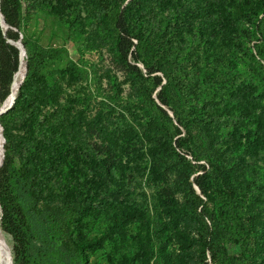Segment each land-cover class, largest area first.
I'll use <instances>...</instances> for the list:
<instances>
[{
	"label": "trees",
	"instance_id": "16d2710c",
	"mask_svg": "<svg viewBox=\"0 0 264 264\" xmlns=\"http://www.w3.org/2000/svg\"><path fill=\"white\" fill-rule=\"evenodd\" d=\"M45 2L0 0V104L21 67L8 40ZM75 5L80 58L47 69L63 51L23 33L26 80L0 115L12 264H264V75L247 45L264 60V0H59ZM102 49L113 67L91 81L83 51Z\"/></svg>",
	"mask_w": 264,
	"mask_h": 264
},
{
	"label": "rangeland",
	"instance_id": "374dc122",
	"mask_svg": "<svg viewBox=\"0 0 264 264\" xmlns=\"http://www.w3.org/2000/svg\"><path fill=\"white\" fill-rule=\"evenodd\" d=\"M45 1L46 2L44 3V5H41L32 14H30L29 19L25 22V32L20 30L19 38L20 37L22 38V34L25 33L28 36L30 47L39 45L41 47L49 48V49L51 48L61 49L63 53H61V55L56 59L47 62L45 65L47 69H53L58 71L61 69V67H63L67 57H69L74 61H77L80 58V55L78 53V48L81 47L82 49L86 45V43H90L89 39L87 38L88 31L87 33L81 34L77 30V28H75V26H71L66 22L67 16H70L72 19H74V21L78 22L80 21V19L86 17V13L83 12L82 9L77 5H75L74 7L70 6L62 10L59 6V0H45ZM59 10H61L62 12ZM98 43H109V42L108 40H103V41H98ZM247 45L251 48V51L255 55V59L258 62L256 64V67L258 68V65L261 64V68L257 70L258 71L257 77L259 78L260 69H261V73L264 75V60L260 57V55L257 52L259 48V42L255 37ZM82 57L86 62H88V64L92 66L93 73L92 75H90V77L92 76V78H90L91 81H96V80L98 81V78L102 74L101 71L103 69H105L106 67H110V68L113 67L109 54L105 49H102L101 51H97V52L95 50L94 51L85 50L83 51ZM116 74L120 76V73L117 71ZM119 79L122 78L119 77ZM106 81L107 80H105V78L102 80L103 87H106ZM13 85H14V81H13ZM13 85H12V92L14 87ZM123 87L126 88L127 85H123ZM11 95L12 93L9 95L8 99L3 104H6L9 101ZM100 98L101 97H98V100H100ZM130 190L132 191V187H130ZM137 190L138 189L136 188L135 191ZM0 216H1V208H0ZM4 235L12 252L13 241L9 235L7 234ZM107 250L108 247L106 248V251ZM206 261L208 262V264L210 263L208 256ZM90 264H114V263H111L110 260L107 259L104 250H99L91 256Z\"/></svg>",
	"mask_w": 264,
	"mask_h": 264
},
{
	"label": "bare ground",
	"instance_id": "6f19581e",
	"mask_svg": "<svg viewBox=\"0 0 264 264\" xmlns=\"http://www.w3.org/2000/svg\"><path fill=\"white\" fill-rule=\"evenodd\" d=\"M20 62H21L20 70H19V72H17V74H15L16 77H14L15 80H13L14 81V85H13L14 87H13V92L11 90V93H12L11 98L6 104H2L3 108L11 107V105L13 104V102L15 101V98L17 96L19 86L24 80L23 67L25 65V57L23 54H21V56H20ZM2 145H3V140H2L1 129H0V164H1V157H2V152H3L2 151V148H3ZM0 264H12V254H11L10 246H9L1 228H0Z\"/></svg>",
	"mask_w": 264,
	"mask_h": 264
},
{
	"label": "water",
	"instance_id": "95a60500",
	"mask_svg": "<svg viewBox=\"0 0 264 264\" xmlns=\"http://www.w3.org/2000/svg\"><path fill=\"white\" fill-rule=\"evenodd\" d=\"M0 24H1V26H2V30H3V32L5 33V31H6V29H7V25L4 23V21H3V18H2V14H1V12H0ZM8 42H9V44H11V45H13L15 48H17L18 49V51H19V59H20V56H21V54H23L24 55V57H25V78H24V80H23V82L20 84V86L25 82V80H26V76H27V54H26V49H25V47H24V45H23V41H22V38L20 37L19 39H17V40H12V39H9L8 40ZM19 86V87H20ZM9 91V90H8ZM16 99V98H15ZM15 102V101H14ZM14 102H13V104H14ZM12 104V105H13ZM12 105H11V107H12ZM11 107H7V108H3V105H0V115H2L3 113H5V112H7ZM0 129H1V135H2V127H1V125H0ZM2 140H3V143H4V137H3V135H2ZM3 146V145H2ZM2 157H1V164H2V161H3V157H4V148H2ZM0 164V165H1ZM196 189L198 190V192H199V189L196 187Z\"/></svg>",
	"mask_w": 264,
	"mask_h": 264
}]
</instances>
